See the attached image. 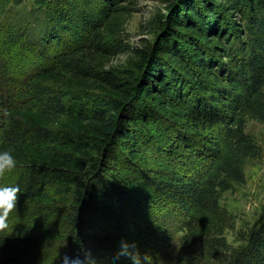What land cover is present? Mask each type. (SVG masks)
<instances>
[{"label":"trees","instance_id":"16d2710c","mask_svg":"<svg viewBox=\"0 0 264 264\" xmlns=\"http://www.w3.org/2000/svg\"><path fill=\"white\" fill-rule=\"evenodd\" d=\"M131 1L0 0V149L17 160L0 185L21 189L0 264L56 241L99 264L122 241L141 264H264V215L236 251L219 203L262 157L246 128L264 123V0H166L140 47Z\"/></svg>","mask_w":264,"mask_h":264},{"label":"rangeland","instance_id":"374dc122","mask_svg":"<svg viewBox=\"0 0 264 264\" xmlns=\"http://www.w3.org/2000/svg\"><path fill=\"white\" fill-rule=\"evenodd\" d=\"M23 1L28 7L46 4L48 2V0ZM131 2V4H133V6H131L132 12L123 30L126 42L132 47H140L150 43L155 38L156 18L159 14L158 12L163 10L166 0H132ZM130 60L129 54L125 52L115 57L110 65L126 68L129 67ZM246 130L254 136L261 147L262 157L245 167V183L242 186H233L229 191L223 193L219 200L220 205L226 209L233 218V229L227 231L226 239L236 251L239 250L241 246L243 234L250 230L264 215V123L250 122ZM49 207L51 209L50 211L55 210V207ZM32 210L31 208L29 209L31 215L34 216L38 214L37 211L33 212ZM172 242L169 251L166 250V252H174L177 250L178 244L176 242L174 243V241ZM120 249L121 246L117 249L118 251H106V254L102 256L110 260L106 264L123 262V258L126 256L119 254ZM134 251L136 250L134 249ZM65 252L62 242H47L43 246H39V248L21 252L18 254V260L20 263L23 262L25 264H27L28 261H30V264L34 262H38L39 264H61ZM165 263V259L158 261V264ZM146 264L154 263L148 261Z\"/></svg>","mask_w":264,"mask_h":264},{"label":"clouds","instance_id":"9594fccd","mask_svg":"<svg viewBox=\"0 0 264 264\" xmlns=\"http://www.w3.org/2000/svg\"><path fill=\"white\" fill-rule=\"evenodd\" d=\"M16 166L17 160L13 153L7 149H0V176ZM20 191L19 184L0 185V240L11 233V231H7L9 228L8 218L10 213L16 209ZM5 232L7 235H3ZM132 248L134 249V245ZM119 254L128 255L132 264H141L138 251L130 250V245L125 241L121 242ZM61 264H99V261L95 259V254L90 249L82 248L71 256L65 254Z\"/></svg>","mask_w":264,"mask_h":264}]
</instances>
